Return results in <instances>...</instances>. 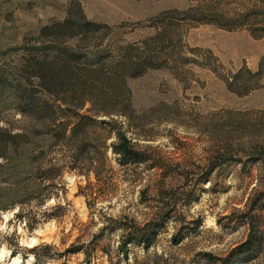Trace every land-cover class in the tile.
<instances>
[{
    "label": "rangeland",
    "instance_id": "374dc122",
    "mask_svg": "<svg viewBox=\"0 0 264 264\" xmlns=\"http://www.w3.org/2000/svg\"><path fill=\"white\" fill-rule=\"evenodd\" d=\"M211 1L0 0V71L20 76L13 69L22 63L24 47L34 44L41 28L62 22L74 3L87 20L122 27L105 43L112 47L149 36L146 21L165 11ZM218 1L229 13L252 6L249 0ZM183 31L184 44L203 51L188 58L202 64L210 51L222 69L218 76L189 64L182 82L166 70L128 81L135 113L131 121H113L146 164L120 167L109 150L98 179L94 172L70 171L63 150L52 145L48 121L21 116L15 94L0 91V264H35L34 249L43 264H109L100 248L110 245L115 252L122 235L111 228H142L158 217L156 197L163 191H175L180 206L148 251L132 244L121 264H264V211L255 221L262 251L234 253L250 234L242 214L264 188V75L260 88L243 97L221 79L244 66L256 72L264 38L212 25ZM8 136L20 139L14 144ZM116 142L114 134L107 144ZM212 165L218 167L209 172ZM96 241L99 250L90 259L78 251Z\"/></svg>",
    "mask_w": 264,
    "mask_h": 264
},
{
    "label": "trees",
    "instance_id": "16d2710c",
    "mask_svg": "<svg viewBox=\"0 0 264 264\" xmlns=\"http://www.w3.org/2000/svg\"><path fill=\"white\" fill-rule=\"evenodd\" d=\"M249 1L252 6L244 13L222 11L218 0L185 11H165L146 21L145 29L152 31L149 36L112 47L105 46V43L122 27L89 21L81 6L74 3L69 6L62 22L41 28L34 44L24 47L23 61L13 69L20 76L0 71V91L8 90L15 94L19 106L17 112L21 116L48 121L52 145L63 150L70 171L94 172L98 179L100 171L106 167L109 150L118 157L120 167L146 164L145 155L131 144L125 133L115 128L113 121L114 118L131 121L135 113L128 81L143 77L149 71L166 70L175 80L182 82L188 75L186 66L189 64L204 66L218 75L222 67L210 51H207L209 57L202 64L186 56L198 57L203 51L190 49L184 44L183 30L212 25L228 32L245 30L252 38L262 39L264 0ZM263 75L264 59L256 72L244 66L221 79L229 92L243 97L260 88ZM83 110L85 115L80 114ZM102 118L109 121H98ZM114 134L117 142L108 145L107 141ZM19 139L8 136L14 144ZM95 162H99L96 172L93 168ZM216 167L210 166L209 172ZM262 182L261 179L260 184ZM261 189L259 192L256 190L255 198L249 201L246 212L242 214L250 229L248 240L234 253L241 251L247 256L262 251V237L255 235L259 229L255 226L256 216L264 211V188ZM146 192L144 190L142 196ZM175 197V191L160 192L156 199L162 204L159 209L162 212L142 228L127 224H115V228H111V232L121 231L122 235L115 252L110 250V245L107 249L100 248L109 264L126 262L132 244L146 251L154 245L166 229L170 215L180 206ZM143 201L146 203L147 200ZM181 242L182 239L174 241L175 245ZM98 245L99 241L91 242L85 252V248L78 251L90 259L98 252ZM36 251L33 250L35 264H41ZM207 257L212 258L210 255Z\"/></svg>",
    "mask_w": 264,
    "mask_h": 264
},
{
    "label": "bare ground",
    "instance_id": "6f19581e",
    "mask_svg": "<svg viewBox=\"0 0 264 264\" xmlns=\"http://www.w3.org/2000/svg\"><path fill=\"white\" fill-rule=\"evenodd\" d=\"M13 262H14V263H15V262H18V260H14Z\"/></svg>",
    "mask_w": 264,
    "mask_h": 264
}]
</instances>
